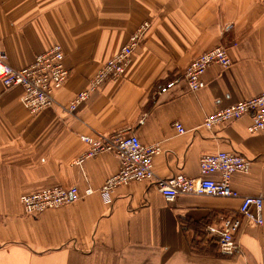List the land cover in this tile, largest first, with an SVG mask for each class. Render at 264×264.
I'll list each match as a JSON object with an SVG mask.
<instances>
[{"label":"crops","instance_id":"obj_1","mask_svg":"<svg viewBox=\"0 0 264 264\" xmlns=\"http://www.w3.org/2000/svg\"><path fill=\"white\" fill-rule=\"evenodd\" d=\"M144 22L150 24L146 38L122 78L62 110ZM55 44L71 71L56 94L59 104L31 113L22 102L24 89L0 81V264H264V222L243 221L239 252L230 258L208 231L239 215L240 199L168 201L152 183L132 181L107 203L99 190L118 172L119 159L111 153L81 158L88 149L81 135L132 128L143 144L160 145L158 177L198 178L204 154L241 153L251 167L235 172L232 186L264 197V130H249L250 115L214 129L203 125L207 114L264 90V0H0V52L9 64L29 65ZM219 44L230 46L232 64L210 65L202 89L192 92L180 82L154 94ZM71 185L94 192L35 216L24 213L22 194ZM193 243L203 246L200 256Z\"/></svg>","mask_w":264,"mask_h":264},{"label":"built area","instance_id":"obj_2","mask_svg":"<svg viewBox=\"0 0 264 264\" xmlns=\"http://www.w3.org/2000/svg\"><path fill=\"white\" fill-rule=\"evenodd\" d=\"M144 25L130 36L128 42L121 47L99 75L103 74L109 79H118L117 77L122 74L131 55L141 45V35H144L148 27ZM63 60L64 52L59 44L37 54L31 64L21 68L13 67L8 63L7 55L0 53V81L6 88L21 86L24 89L23 104L31 113H38L59 104L56 101V94L61 90L67 77ZM212 64H218L222 68L231 66L228 46L219 44L196 56L187 66L184 74L158 85L155 95L171 91L181 81L186 83L190 91L197 92L205 86L203 75ZM97 87H88L73 99L69 107L61 105L60 108L75 109L78 103L86 100ZM247 115L252 116V123L249 127L251 132L264 130V90L256 96L207 114L203 125L207 129H214L225 122ZM174 126L179 133L185 132L181 123L175 122ZM81 139L88 144V150L81 157L82 159L101 153H111L120 161L118 172L110 176L99 190L107 203H111V194L118 186L132 181L152 183L168 201L185 195L240 199L239 215L227 216L221 220L220 225L208 227L209 233L217 238L220 252L226 255L239 252L240 247L236 241V234L241 229L244 220L258 224L264 222V197L262 195H242L232 186L233 174L248 172L251 167L250 159L241 153L220 150L204 154L200 159L198 178H191L183 173L170 177H158L154 169V158L161 153L160 145L143 144L139 136L129 129H120L109 134H83ZM216 174L219 176L215 177ZM93 192L91 187L86 188L82 193L76 185L52 186L22 195L21 203L26 215L35 216L45 210L73 203Z\"/></svg>","mask_w":264,"mask_h":264},{"label":"rangeland","instance_id":"obj_3","mask_svg":"<svg viewBox=\"0 0 264 264\" xmlns=\"http://www.w3.org/2000/svg\"><path fill=\"white\" fill-rule=\"evenodd\" d=\"M144 24H146V25H144ZM148 26L147 28H146V30H145V32H144V35L142 36L141 35V43L144 41V39L146 38L145 36H146V33H147V30L149 29V26H150V24L148 23V22H144L143 24H141L138 28H137V30L134 32V33H136L137 31H139V29L140 28H142V26ZM133 33V34H134ZM56 45V44H55ZM216 46V45H215ZM215 46H213L212 48H214ZM50 48H52V46L50 47ZM228 48H230V46H228ZM121 49V48H120ZM119 49V50H120ZM137 49V48H136ZM211 49V48H210ZM62 50H63V47H62ZM119 50L117 51V52H115L114 53V55H112L109 59H107L105 62H104V64L99 68V70L92 76V78H90V80H89V83H88V87L89 88H93V87H95V86H100V85H104L106 82H108V81H111V80H113V81H117V80H119V79H121L122 78V76H123V73L125 72V68H126V66L128 65V63L130 62V60H131V58H132V56H133V54L131 55V58H130V60H129V62L124 66V70H123V72H122V74L121 75H119L117 78L118 79H109V78H107L105 75H103V74H101V75H99L100 74V72L102 71V70H104L107 66H108V64H109V62H110V60L111 59H113L114 57H115V55L119 52ZM209 50V49H208ZM136 51V50H135ZM134 51V52H135ZM63 52H64V50H63ZM204 52V51H203ZM203 52H201V53H203ZM1 53V52H0ZM4 53V52H3ZM201 53H199L198 55H200ZM6 54V53H5ZM40 54V53H39ZM7 55V54H6ZM197 55V56H198ZM194 60V59H193ZM192 60V61H193ZM191 61V62H192ZM190 62V63H191ZM231 64H232V60H231ZM63 65H64V67L66 68V75H67V77H66V80L64 81V84L62 85V88L61 89H63L64 87H65V85H66V83H67V81L69 80V78H70V76H71V71H70V69L66 66V63H65V53H64V60H63ZM187 68V67H186ZM185 68V69H186ZM185 71V70H184ZM184 71H182L178 76H180L182 73L184 74L185 72ZM177 76V77H178ZM176 78V77H175ZM107 79H109V80H107ZM105 80H107V81H105ZM182 83H185L184 81H181ZM186 84V83H185ZM187 86V85H186ZM156 91H157V89H155V91H154V94L156 93ZM262 92V91H261ZM80 93V92H79ZM78 93V94H79ZM78 94L76 95V96H78ZM75 96V97H76ZM256 96V95H255ZM57 101V100H56ZM58 102V101H57ZM82 102V101H81ZM69 105H70V103L68 104V105H63V106H65V107H69ZM63 110V109H62ZM125 129H128V128H125ZM120 130V129H119ZM129 130H131V131H133L132 130V128H129ZM133 132H135V131H133ZM88 150V149H87ZM86 150V151H87ZM85 154V153H84ZM83 154V155H84ZM82 155V156H83ZM81 156V157H82ZM46 188H48V187H46ZM42 189H44V188H42ZM41 189H39V190H36V191H33V192H37V191H40ZM32 193V192H31ZM113 193V192H112ZM25 194H29V193H25ZM25 194H22V195H25ZM21 195V196H22ZM21 196H20V202H21ZM22 204V203H21ZM214 225V224H213ZM215 226V225H214ZM211 234V233H210ZM201 248H203V246H201L199 243H193V244H191V249L193 250V253H194V255H197V256H200L204 251L201 249ZM205 253H206V255H208V256H214V257H220V254H219V256L218 255H216L215 254V251L214 250H212V249H210L209 250V248H205ZM222 256H224L225 258L227 257V258H230V257H233V255H226V254H221ZM175 264H180V262H176Z\"/></svg>","mask_w":264,"mask_h":264}]
</instances>
